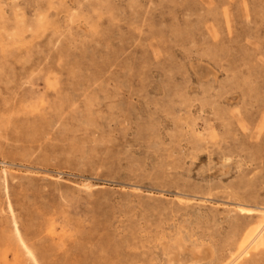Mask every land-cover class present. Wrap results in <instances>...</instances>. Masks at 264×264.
I'll list each match as a JSON object with an SVG mask.
<instances>
[{
	"label": "rangeland",
	"instance_id": "374dc122",
	"mask_svg": "<svg viewBox=\"0 0 264 264\" xmlns=\"http://www.w3.org/2000/svg\"><path fill=\"white\" fill-rule=\"evenodd\" d=\"M263 221L264 0H0V264H37L17 228L38 264H228Z\"/></svg>",
	"mask_w": 264,
	"mask_h": 264
},
{
	"label": "bare ground",
	"instance_id": "6f19581e",
	"mask_svg": "<svg viewBox=\"0 0 264 264\" xmlns=\"http://www.w3.org/2000/svg\"><path fill=\"white\" fill-rule=\"evenodd\" d=\"M264 222V221H263ZM17 225V224H16ZM264 225V224H263ZM256 227V226H255ZM264 226L260 225L259 227H257L256 229H254V231L252 232H248L249 234H247V237L245 238V241L243 243V250L241 251V253L239 255H237L232 261H230L228 264H232L235 261H237L242 255H244L248 249L253 245V243L258 239L257 237L260 235L261 236V232L263 231ZM7 229V228H6ZM253 230V228L251 229ZM250 230V231H251ZM17 232L19 233L20 236V240L22 241L23 245H25L26 249L28 250L29 254L31 255V257L35 260V262L38 264L37 261V257H35L34 253L32 252V250H30L27 246L26 243L23 241L21 234L17 228ZM24 247V246H23ZM44 251V250H43ZM229 259V258H228Z\"/></svg>",
	"mask_w": 264,
	"mask_h": 264
}]
</instances>
